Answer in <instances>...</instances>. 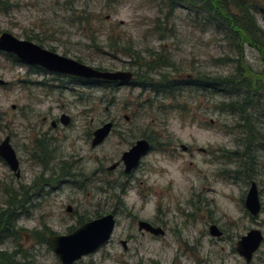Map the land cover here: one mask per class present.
Returning a JSON list of instances; mask_svg holds the SVG:
<instances>
[{
    "label": "rangeland",
    "instance_id": "374dc122",
    "mask_svg": "<svg viewBox=\"0 0 264 264\" xmlns=\"http://www.w3.org/2000/svg\"><path fill=\"white\" fill-rule=\"evenodd\" d=\"M163 1L0 0V35L106 72L141 76L132 57L152 53L164 62L148 74L154 84L232 72L228 38L189 8L168 15ZM251 1L264 7V0ZM255 19L264 32V15ZM242 55L241 67L264 71L253 48L244 45ZM13 59L0 53V143L10 138L20 172L16 179L0 159V214L14 216L1 252L21 264H60L47 238L111 214L110 241L76 264H245L235 249L251 230L263 242L250 264H264V163L251 167L231 155L242 147L233 121L216 111L220 97L184 87L167 98L143 91L140 78L99 91ZM107 123L111 135L92 148L93 132ZM142 139L152 150L136 170L108 171ZM251 183L261 204L256 218L244 208ZM139 221L164 236L139 233ZM211 226L221 238L209 236Z\"/></svg>",
    "mask_w": 264,
    "mask_h": 264
},
{
    "label": "trees",
    "instance_id": "16d2710c",
    "mask_svg": "<svg viewBox=\"0 0 264 264\" xmlns=\"http://www.w3.org/2000/svg\"><path fill=\"white\" fill-rule=\"evenodd\" d=\"M163 3L170 16L180 7L194 11L196 17L204 15L206 22L231 42L230 47L236 52V66L232 72L223 76L204 73L192 76L189 81H169L161 77L154 84L148 74L155 72L156 67H163L158 64L164 65V62H160L161 59L152 53L147 60L134 54V65L144 73L141 76L139 72L134 74L135 79L143 80L139 86L143 91L149 90L155 95L167 98H172L173 92L183 90L184 87L220 97L222 100L217 103L216 111L227 115L233 121V129L237 131L242 147L241 152L235 151L231 155L249 162L251 167L264 163V71L255 72L250 67H241L244 45L257 51L264 63V32L257 26L255 19L258 13L264 15V7L258 8L251 0H164ZM222 61L225 64L233 63L226 58ZM13 62L20 65L16 59ZM73 81L99 91L115 88L114 84L101 81ZM133 84L134 82L131 85ZM13 217L11 213L0 214V247L11 236L9 221ZM0 264L21 263L0 251Z\"/></svg>",
    "mask_w": 264,
    "mask_h": 264
},
{
    "label": "water",
    "instance_id": "95a60500",
    "mask_svg": "<svg viewBox=\"0 0 264 264\" xmlns=\"http://www.w3.org/2000/svg\"><path fill=\"white\" fill-rule=\"evenodd\" d=\"M0 53L14 57L19 63L56 75L67 76L83 81H101L111 83L116 86H129L133 81V74L128 71L106 72L85 66L77 61L54 54L50 51L28 42L21 41L10 34L0 35ZM6 83L0 80V87H5ZM127 121V118L125 117ZM70 119L61 116L60 124L68 126ZM114 129L113 123L104 124L96 129L92 134L91 147L101 146L111 135ZM151 146L147 140H138L120 158V163L113 164L108 171H115L119 165L123 166L125 175H129L138 168L141 160L150 152ZM185 151V149H183ZM0 159L8 166L10 171L18 179L20 176L19 162L16 154L10 145V138H5L0 143ZM244 208L251 218H256L261 212V204L256 184L251 183L244 201ZM71 208L66 209V213H71ZM115 218L108 214L96 220L87 222L75 229L66 236H50L46 240V246L56 257L60 264H76L84 258L96 253L106 245L115 229ZM137 230L141 234H148L154 238L164 236L161 228L153 227L143 221L137 223ZM209 236L215 239L222 237V233L216 226L209 228ZM263 237L259 231L251 230L241 237L236 244V252L245 262L250 264L254 255L260 249ZM125 250V244L122 243Z\"/></svg>",
    "mask_w": 264,
    "mask_h": 264
},
{
    "label": "flooded vegetation",
    "instance_id": "af4514ba",
    "mask_svg": "<svg viewBox=\"0 0 264 264\" xmlns=\"http://www.w3.org/2000/svg\"><path fill=\"white\" fill-rule=\"evenodd\" d=\"M33 70H36V71H39V72H42L43 74H47V75H51V76H56V77H65V78H67V80H69V81H73V80H76V79H74V78H69V77H67V76H61V75H56V74H53V73H49V72H47V71H44V70H37V69H39V68H32ZM59 122H60V120H59ZM70 123V122H69ZM51 127L52 128H56L57 127V124H56V122H51ZM119 167H120V165H119ZM124 170V169H123ZM123 174H124V171H123ZM131 174V173H130ZM129 174V175H130ZM125 175V174H124ZM126 176H128V175H126Z\"/></svg>",
    "mask_w": 264,
    "mask_h": 264
}]
</instances>
